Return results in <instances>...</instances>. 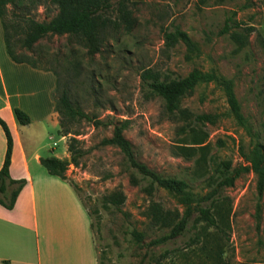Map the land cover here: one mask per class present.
Segmentation results:
<instances>
[{"label":"rangeland","instance_id":"1","mask_svg":"<svg viewBox=\"0 0 264 264\" xmlns=\"http://www.w3.org/2000/svg\"><path fill=\"white\" fill-rule=\"evenodd\" d=\"M136 2L130 5L136 21L133 31L122 30L120 40L110 41L93 59L65 37L45 38L33 52L17 50L33 58L43 54L46 65L58 68L69 83L74 105L90 118L74 122L82 157L66 175L91 213L98 264H264V188L259 191L251 162L256 146L264 145V0ZM33 16L39 22L50 20L43 7ZM165 29L186 33L199 52L190 54L182 42L166 48ZM233 33L246 36V44L236 42ZM146 70L166 81L186 78L194 70L202 75L215 72L232 82L243 122L235 118L224 89L215 82L199 83L182 99L185 114H168L163 100L144 85ZM48 85L46 80L28 84L25 101L49 108ZM204 114L216 116L215 124L194 122V116ZM120 121L129 122L124 134L139 162L162 177L184 180L197 195L211 190L206 179L213 170L197 164L200 153L188 158L180 150L199 147L184 144L190 143L192 129L207 137L202 146L209 158L230 161L232 169H239L234 185L222 191L230 209L224 234L209 229L208 242L204 240L205 225L195 214L183 235L160 242L170 228L154 220L153 209L158 206L177 220L185 207L165 190L149 193L148 182L128 169L120 149L102 144L112 137L109 124ZM45 127L58 143L54 153H61L66 144L59 142L58 129L49 123ZM50 143H45L48 155ZM114 195H122L124 202L115 204ZM42 250L49 257L44 241Z\"/></svg>","mask_w":264,"mask_h":264},{"label":"trees","instance_id":"2","mask_svg":"<svg viewBox=\"0 0 264 264\" xmlns=\"http://www.w3.org/2000/svg\"><path fill=\"white\" fill-rule=\"evenodd\" d=\"M136 1L142 2L143 0H0V19L10 59L16 64H27L36 70L52 72L56 77V88L52 93V99L55 103V111L59 115V135L69 137L67 148L72 155V161L60 160L56 157L42 158V166L53 176L69 180L66 175L69 167L79 165L82 152L76 147L78 142L76 136L80 134L74 131L73 126L78 119L90 120V118L80 107L74 105L70 97L69 83L62 78L58 68L46 65L48 63L43 61V54L40 53L39 57L33 58L17 50L33 52L35 46L45 38L65 37L69 44H77L86 51L90 59H93L103 52L110 41H119L122 30L127 33L133 31L136 21L130 5L137 3ZM39 7L45 9L49 21L39 22L34 19L33 12ZM52 12H55L53 16H51ZM226 30L229 31V29ZM163 32L166 48L172 49L182 42L187 46L190 54L199 52L197 44L186 33L178 29L173 32L165 29ZM232 37L240 45L246 44V36L242 33H233ZM142 80L144 85L163 100L166 112L171 115L185 114L181 111V101L193 91L195 86L201 82H215L224 89L227 102L235 118L243 122L232 82L218 76L215 72L202 75L194 70L186 78L166 81L155 71L146 70L142 73ZM14 113L22 126L31 124V119L25 111L16 108ZM216 120V116L209 114L194 116V122L197 124H215ZM128 124V121L111 122L109 125L113 127L112 137L104 139L102 144L120 149L128 169L148 182L149 193H153L156 188L165 190L185 207L184 215L181 217L177 215V220L168 217V214L158 206L153 209L154 220L170 228V234L160 242H167L183 235L188 230L195 214H198L196 221L205 225L203 227L205 231H202L204 240L208 242L209 229L219 236L224 234L229 225L230 209H228V199L222 195V191L234 185L240 175L239 169H232L230 161L219 162L214 157L209 158L207 147L202 146L207 137L192 129L190 143L184 144L199 147H181L183 149L180 150L188 158L200 153L197 164L213 170V174L206 179L211 190L205 195H197L184 180L162 177L137 160L133 145L124 134ZM0 125L7 139V152L0 171V205L7 210H13L26 182L11 178L10 167L14 140L10 129L1 118ZM251 162L259 178V191L262 192L264 188V145L256 146ZM69 182L80 196L78 186L71 180ZM112 201L115 204L123 203L124 197L114 195ZM84 207L86 208L85 205ZM88 214L91 217V213L88 212ZM203 251H206V246L203 247Z\"/></svg>","mask_w":264,"mask_h":264},{"label":"crops","instance_id":"3","mask_svg":"<svg viewBox=\"0 0 264 264\" xmlns=\"http://www.w3.org/2000/svg\"><path fill=\"white\" fill-rule=\"evenodd\" d=\"M43 79L49 84L45 88L49 108L42 102L25 101L27 85H40ZM55 88L56 77L52 72L16 64L10 59L0 19V118L14 140L11 178L26 182L13 210L0 205V264H98L91 218L80 196L69 180L51 175L41 164V159L48 157L68 160L67 139L59 135V115L50 100ZM29 96L33 94L30 92ZM16 108L29 115L30 125L18 122ZM47 123L58 129L59 142L66 144L59 154L54 153L58 143L54 142L49 127H45ZM46 141L52 142L49 149L52 154H46ZM6 152L7 139L0 125V171ZM42 241L46 244L47 258Z\"/></svg>","mask_w":264,"mask_h":264}]
</instances>
